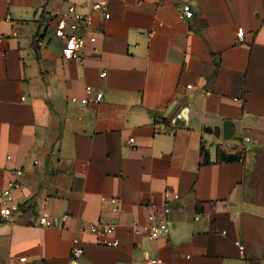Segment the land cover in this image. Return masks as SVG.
<instances>
[{
  "label": "crops",
  "instance_id": "0c3cea01",
  "mask_svg": "<svg viewBox=\"0 0 264 264\" xmlns=\"http://www.w3.org/2000/svg\"><path fill=\"white\" fill-rule=\"evenodd\" d=\"M98 1L78 57L51 20L65 0H0V189L23 171L0 264H71L75 239L83 264H264V0ZM225 120L240 139L204 130ZM166 206L168 237L133 232ZM98 222L119 246L82 231Z\"/></svg>",
  "mask_w": 264,
  "mask_h": 264
},
{
  "label": "built area",
  "instance_id": "2783aa9c",
  "mask_svg": "<svg viewBox=\"0 0 264 264\" xmlns=\"http://www.w3.org/2000/svg\"><path fill=\"white\" fill-rule=\"evenodd\" d=\"M68 7L65 11H57L52 15L51 20L56 24V35L65 42V55L83 57L88 41L95 42L96 35L80 34L77 32L80 28H90L92 26L94 16L93 12H102L105 18L111 17L110 7L107 2L98 0H89V12L83 11V5L74 0H65ZM181 14L187 19L194 17V10L190 3H184L181 6ZM246 32L239 30L237 38L239 41L245 39ZM107 72L103 71L102 76H106ZM188 87H191L189 85ZM88 96L84 100L89 105L99 104L104 99L102 91L94 92L92 86L86 88ZM24 99V98H23ZM11 156H8L10 159ZM23 171L17 170L14 172L15 178L9 184L0 189V219L7 220L15 213L21 210V204L17 201L15 192L22 187ZM114 204L113 211L118 212V199L112 198ZM170 208L166 206L163 209H158L149 216V223L146 225L134 224L133 232L137 235L144 234L151 239L165 238L171 233L173 222L169 218ZM69 215L47 216L43 215L39 218V224L42 226H62L68 219ZM118 228L116 223L98 222L90 223L82 227L83 232H90L98 236L97 242L107 246H119V239H108L106 236L114 233ZM243 248V247H242ZM85 255V248L80 244L78 239L74 240L73 248L70 256L71 264H83L82 259ZM146 264H161L158 258H149Z\"/></svg>",
  "mask_w": 264,
  "mask_h": 264
},
{
  "label": "water",
  "instance_id": "95a60500",
  "mask_svg": "<svg viewBox=\"0 0 264 264\" xmlns=\"http://www.w3.org/2000/svg\"><path fill=\"white\" fill-rule=\"evenodd\" d=\"M204 130L218 136L222 133L225 140H238L241 137L236 134L237 128L232 120H225L223 126L205 127Z\"/></svg>",
  "mask_w": 264,
  "mask_h": 264
}]
</instances>
